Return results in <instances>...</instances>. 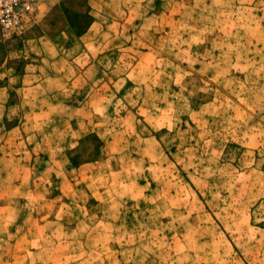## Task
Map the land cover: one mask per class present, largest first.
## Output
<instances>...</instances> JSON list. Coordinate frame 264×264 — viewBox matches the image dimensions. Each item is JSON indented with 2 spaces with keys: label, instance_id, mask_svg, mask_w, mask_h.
Masks as SVG:
<instances>
[{
  "label": "rangeland",
  "instance_id": "1",
  "mask_svg": "<svg viewBox=\"0 0 264 264\" xmlns=\"http://www.w3.org/2000/svg\"><path fill=\"white\" fill-rule=\"evenodd\" d=\"M0 264H264V0L0 27Z\"/></svg>",
  "mask_w": 264,
  "mask_h": 264
},
{
  "label": "built area",
  "instance_id": "2",
  "mask_svg": "<svg viewBox=\"0 0 264 264\" xmlns=\"http://www.w3.org/2000/svg\"><path fill=\"white\" fill-rule=\"evenodd\" d=\"M34 0H0V27L11 29L17 26L23 13Z\"/></svg>",
  "mask_w": 264,
  "mask_h": 264
}]
</instances>
